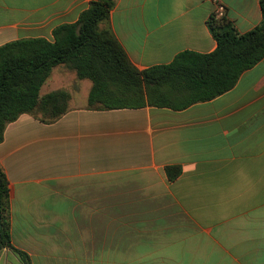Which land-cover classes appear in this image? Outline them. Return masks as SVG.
<instances>
[{
	"label": "crops",
	"instance_id": "1",
	"mask_svg": "<svg viewBox=\"0 0 264 264\" xmlns=\"http://www.w3.org/2000/svg\"><path fill=\"white\" fill-rule=\"evenodd\" d=\"M91 1L0 0V46L53 42ZM213 15L244 34L262 20L260 0H116L109 27L144 71L215 51ZM92 85L54 67L40 97L65 91L67 112L25 113L5 130L14 247L31 264H264V59L181 108L90 109ZM0 264L24 263L5 248Z\"/></svg>",
	"mask_w": 264,
	"mask_h": 264
},
{
	"label": "trees",
	"instance_id": "2",
	"mask_svg": "<svg viewBox=\"0 0 264 264\" xmlns=\"http://www.w3.org/2000/svg\"><path fill=\"white\" fill-rule=\"evenodd\" d=\"M115 5L116 0H92L77 22L55 28L53 42L20 39L0 46V143L7 126L22 114L40 112L44 121H56L67 112L65 91L40 97L42 86L59 65L92 81L90 109L147 104L181 108L226 93L246 70L264 59V0H260L262 20L253 30L241 34L226 17L213 15L208 26L217 42L215 51H185L170 64L144 71L131 63L109 27ZM167 170L171 180L180 174L178 167ZM9 197V183L0 167V250L11 249L24 264H31L29 255L12 244Z\"/></svg>",
	"mask_w": 264,
	"mask_h": 264
},
{
	"label": "water",
	"instance_id": "3",
	"mask_svg": "<svg viewBox=\"0 0 264 264\" xmlns=\"http://www.w3.org/2000/svg\"><path fill=\"white\" fill-rule=\"evenodd\" d=\"M2 229V214H1V201H0V232Z\"/></svg>",
	"mask_w": 264,
	"mask_h": 264
}]
</instances>
